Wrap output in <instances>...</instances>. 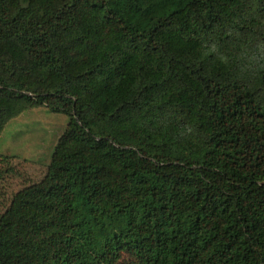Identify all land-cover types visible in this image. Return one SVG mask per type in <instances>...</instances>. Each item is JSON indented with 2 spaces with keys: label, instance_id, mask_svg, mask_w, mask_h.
<instances>
[{
  "label": "trees",
  "instance_id": "1",
  "mask_svg": "<svg viewBox=\"0 0 264 264\" xmlns=\"http://www.w3.org/2000/svg\"><path fill=\"white\" fill-rule=\"evenodd\" d=\"M39 107L0 264H264V0H0V134Z\"/></svg>",
  "mask_w": 264,
  "mask_h": 264
},
{
  "label": "rangeland",
  "instance_id": "2",
  "mask_svg": "<svg viewBox=\"0 0 264 264\" xmlns=\"http://www.w3.org/2000/svg\"><path fill=\"white\" fill-rule=\"evenodd\" d=\"M68 121L39 107L5 125L0 134V216L18 192L43 179Z\"/></svg>",
  "mask_w": 264,
  "mask_h": 264
}]
</instances>
